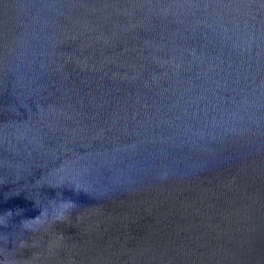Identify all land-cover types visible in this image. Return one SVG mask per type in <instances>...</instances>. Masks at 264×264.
I'll list each match as a JSON object with an SVG mask.
<instances>
[{
	"label": "water",
	"instance_id": "water-1",
	"mask_svg": "<svg viewBox=\"0 0 264 264\" xmlns=\"http://www.w3.org/2000/svg\"><path fill=\"white\" fill-rule=\"evenodd\" d=\"M0 264H264V0H0Z\"/></svg>",
	"mask_w": 264,
	"mask_h": 264
}]
</instances>
